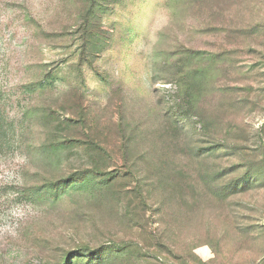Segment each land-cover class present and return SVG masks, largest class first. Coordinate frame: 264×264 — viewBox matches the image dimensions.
<instances>
[{
  "label": "rangeland",
  "instance_id": "rangeland-1",
  "mask_svg": "<svg viewBox=\"0 0 264 264\" xmlns=\"http://www.w3.org/2000/svg\"><path fill=\"white\" fill-rule=\"evenodd\" d=\"M0 264H264V0H0Z\"/></svg>",
  "mask_w": 264,
  "mask_h": 264
}]
</instances>
